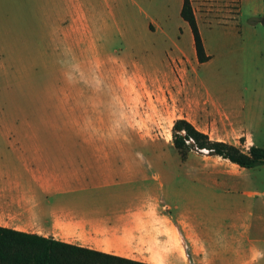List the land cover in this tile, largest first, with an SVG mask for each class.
Masks as SVG:
<instances>
[{
  "label": "crops",
  "instance_id": "crops-1",
  "mask_svg": "<svg viewBox=\"0 0 264 264\" xmlns=\"http://www.w3.org/2000/svg\"><path fill=\"white\" fill-rule=\"evenodd\" d=\"M72 3L82 21L85 0ZM70 9L69 0H0V21L45 22L50 32L54 25L64 32ZM51 39L46 66L60 72L62 87L116 86L111 78L87 84L70 78L73 66L93 67V73L96 66H113L103 58L115 50L87 47L85 34L77 36L74 46H65V35L51 34ZM130 55L137 65L141 57L150 61L155 54L147 50ZM153 68L154 73L159 70ZM58 100L78 105L76 111H64L63 127H7L0 122V226L151 263L149 249L171 241L178 245L186 216L190 263L264 264V176L252 173L254 167L190 160L188 203L164 211L161 202L171 186L155 181L165 175L151 171L145 153L150 145L134 142L133 123L115 108L89 106L123 104L128 98L94 94L62 95ZM200 130L217 135L208 127ZM157 166L164 167V162Z\"/></svg>",
  "mask_w": 264,
  "mask_h": 264
},
{
  "label": "rangeland",
  "instance_id": "rangeland-1",
  "mask_svg": "<svg viewBox=\"0 0 264 264\" xmlns=\"http://www.w3.org/2000/svg\"><path fill=\"white\" fill-rule=\"evenodd\" d=\"M69 1L70 19L63 24L64 32L58 25L50 32L45 22L0 21V122L5 126H65L64 111L68 107L76 111L78 105L61 103L62 95L126 96L128 102L123 104L89 106H111L131 120L134 142L150 145L145 153L151 171L165 175L155 181L171 186L161 202L170 212L175 203H188L190 160L230 165L228 159L204 157L196 150L183 159L173 143L176 119L188 117L199 130L213 129L217 135L208 134L212 140L244 152L257 142L264 147V0H189L211 55L205 63L198 61L191 27L181 16L185 0H85L82 21L73 12V0ZM51 34L65 35V46H74L77 36L85 34L87 47L115 50L113 56L103 58L113 66H96V73L90 71L93 67L73 66L70 78L85 84L111 78L116 86L62 87L60 72L46 66ZM147 50L155 54L150 61L141 57L140 64L131 63L130 53ZM153 67L159 70L154 73ZM159 161L164 167L158 168ZM251 171L264 176V166ZM181 220L178 245L171 241L149 249L150 264H194L189 258L188 218Z\"/></svg>",
  "mask_w": 264,
  "mask_h": 264
},
{
  "label": "trees",
  "instance_id": "trees-1",
  "mask_svg": "<svg viewBox=\"0 0 264 264\" xmlns=\"http://www.w3.org/2000/svg\"><path fill=\"white\" fill-rule=\"evenodd\" d=\"M182 18L189 23L200 63L208 62L199 25L189 0L181 10ZM173 143L183 159L189 151H208L245 168L264 164V147L252 145L248 152L239 147L215 141L186 118H178L172 128ZM189 141V142H188ZM0 264H150L67 244L53 238L26 233L0 226Z\"/></svg>",
  "mask_w": 264,
  "mask_h": 264
},
{
  "label": "bare ground",
  "instance_id": "bare-ground-1",
  "mask_svg": "<svg viewBox=\"0 0 264 264\" xmlns=\"http://www.w3.org/2000/svg\"><path fill=\"white\" fill-rule=\"evenodd\" d=\"M170 233V232H169Z\"/></svg>",
  "mask_w": 264,
  "mask_h": 264
}]
</instances>
